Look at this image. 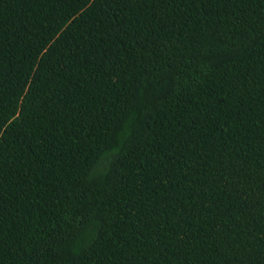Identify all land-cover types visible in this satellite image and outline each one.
Masks as SVG:
<instances>
[{"label":"trees","instance_id":"16d2710c","mask_svg":"<svg viewBox=\"0 0 264 264\" xmlns=\"http://www.w3.org/2000/svg\"><path fill=\"white\" fill-rule=\"evenodd\" d=\"M0 264H264V0H0Z\"/></svg>","mask_w":264,"mask_h":264}]
</instances>
